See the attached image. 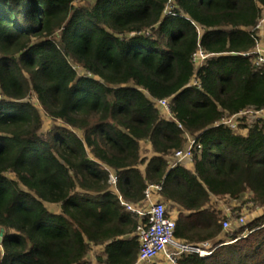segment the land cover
<instances>
[{
    "label": "trees",
    "instance_id": "trees-1",
    "mask_svg": "<svg viewBox=\"0 0 264 264\" xmlns=\"http://www.w3.org/2000/svg\"><path fill=\"white\" fill-rule=\"evenodd\" d=\"M76 1L0 0V264H90L93 247L137 264L118 196L154 184L175 238L214 246L179 264H264V115L220 123L264 108V0ZM220 198L263 212L224 230Z\"/></svg>",
    "mask_w": 264,
    "mask_h": 264
},
{
    "label": "built area",
    "instance_id": "built-area-1",
    "mask_svg": "<svg viewBox=\"0 0 264 264\" xmlns=\"http://www.w3.org/2000/svg\"><path fill=\"white\" fill-rule=\"evenodd\" d=\"M166 13L171 14V6L166 8ZM264 23V15L256 28H259ZM254 63L257 66H264V47L257 45L254 50ZM207 57V54L198 48L192 56V60L198 64ZM158 107L166 117H171L172 112L169 107L167 99L157 100ZM247 113H253L255 116H263L264 108L258 111L254 110H240L239 112L226 116L220 120V123L235 129L238 121L242 119ZM190 139V138H189ZM190 144L183 149H177L173 152V157L177 161H192L191 147L194 143L190 139ZM108 182L112 185L116 183V176L109 174ZM159 185H149L144 191V200L141 203L133 204L118 196L120 205L126 211H129L137 218L135 227V234L138 241L137 264H179L178 257L184 253H196L200 256L209 254L210 244L208 241L198 244H189L183 242L174 236L175 218L170 211L167 210L166 205L159 199L153 200L154 195L152 190L158 191ZM233 214H227L221 221L222 229L230 228V220ZM244 217L238 216L235 218V224L244 223Z\"/></svg>",
    "mask_w": 264,
    "mask_h": 264
},
{
    "label": "rangeland",
    "instance_id": "rangeland-1",
    "mask_svg": "<svg viewBox=\"0 0 264 264\" xmlns=\"http://www.w3.org/2000/svg\"><path fill=\"white\" fill-rule=\"evenodd\" d=\"M83 1L87 2V0H83ZM76 2H78V0ZM88 2H90V0H88ZM262 38H264V34H262V35L260 34V39H262ZM254 116H255V114H253V113H247L239 121L238 124L239 125L240 124H248L251 122V120L254 119ZM50 123L51 122L49 120H47L46 118L44 119V127L45 128L50 127ZM190 141H191L190 139H187V142H186L187 145L184 146L183 148H186L190 144ZM151 193H153V195H154L153 200L159 199L161 201V198L158 196V191L152 190ZM143 200H144V198H142L140 201L143 202ZM165 205H166V208L168 211H173L174 215L176 214L175 209L171 205H169V204H165ZM218 206L222 209L223 217H225L227 214H230V215L233 214V216L231 218H229L230 224H231L230 226L235 225L234 219L240 215L244 217L245 221H247L249 219L254 218L255 216H258L259 214H261L263 212V209L260 207L253 206L251 204L243 205L241 203V200L235 201V200H230L228 198L218 199ZM209 244H210V246H213L212 242H210V241H209ZM99 250L100 249L96 248V247L91 248V251L89 253V258L91 260L90 264H100L94 259L95 254L99 253Z\"/></svg>",
    "mask_w": 264,
    "mask_h": 264
},
{
    "label": "crops",
    "instance_id": "crops-1",
    "mask_svg": "<svg viewBox=\"0 0 264 264\" xmlns=\"http://www.w3.org/2000/svg\"><path fill=\"white\" fill-rule=\"evenodd\" d=\"M259 30H258V34L260 35H262V34H264V24H262L261 25V27L260 28H258ZM189 163V162H188ZM171 212V214L175 217V215H174V212L173 211H170Z\"/></svg>",
    "mask_w": 264,
    "mask_h": 264
},
{
    "label": "water",
    "instance_id": "water-1",
    "mask_svg": "<svg viewBox=\"0 0 264 264\" xmlns=\"http://www.w3.org/2000/svg\"><path fill=\"white\" fill-rule=\"evenodd\" d=\"M1 239H2V230H1V232H0V241H1Z\"/></svg>",
    "mask_w": 264,
    "mask_h": 264
}]
</instances>
